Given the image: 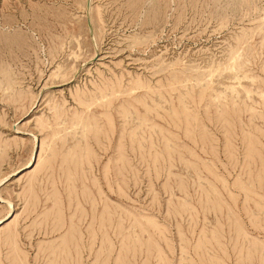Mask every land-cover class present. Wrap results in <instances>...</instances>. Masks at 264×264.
<instances>
[{
  "label": "rangeland",
  "instance_id": "1",
  "mask_svg": "<svg viewBox=\"0 0 264 264\" xmlns=\"http://www.w3.org/2000/svg\"><path fill=\"white\" fill-rule=\"evenodd\" d=\"M0 264H264V0H0Z\"/></svg>",
  "mask_w": 264,
  "mask_h": 264
},
{
  "label": "bare ground",
  "instance_id": "2",
  "mask_svg": "<svg viewBox=\"0 0 264 264\" xmlns=\"http://www.w3.org/2000/svg\"><path fill=\"white\" fill-rule=\"evenodd\" d=\"M34 159H35V156L33 157V161H34ZM29 164H30V162H28V164H27V166H25V168H27L28 166H29ZM24 168V169H25ZM20 173V172H19ZM92 216V215H91ZM100 225V224H99ZM88 226V225H87ZM87 228V227H86ZM99 228V227H98ZM51 230V229H50ZM51 233V232H50ZM3 238H4V236H3ZM102 238V237H101ZM101 241V240H100ZM76 254V253H75ZM94 254H96V253H94ZM76 256V255H75ZM95 257V256H94Z\"/></svg>",
  "mask_w": 264,
  "mask_h": 264
}]
</instances>
